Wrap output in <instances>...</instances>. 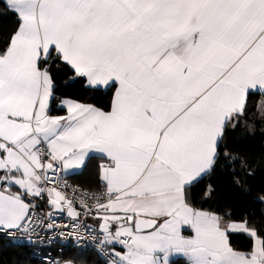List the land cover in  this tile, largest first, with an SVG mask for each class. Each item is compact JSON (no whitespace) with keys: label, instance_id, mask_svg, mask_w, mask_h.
I'll return each instance as SVG.
<instances>
[{"label":"snow or ice","instance_id":"6c2138e0","mask_svg":"<svg viewBox=\"0 0 264 264\" xmlns=\"http://www.w3.org/2000/svg\"><path fill=\"white\" fill-rule=\"evenodd\" d=\"M6 7L17 23L0 32V234L32 245L38 227H57L54 212L76 221L83 211L102 221L111 264H170L173 255L188 264H264V236L246 220L189 203V189L218 164L240 160L247 169L224 141L245 117L250 93H264V0H6ZM61 64L86 86L113 90L111 110L66 99L67 115H49L52 70ZM91 152L105 161L103 193L77 197L73 189L70 198L48 186ZM234 183L243 187L242 177ZM45 195L53 212L40 218L35 201ZM230 233L249 236L251 250L234 249Z\"/></svg>","mask_w":264,"mask_h":264},{"label":"trees","instance_id":"16d2710c","mask_svg":"<svg viewBox=\"0 0 264 264\" xmlns=\"http://www.w3.org/2000/svg\"><path fill=\"white\" fill-rule=\"evenodd\" d=\"M17 23L15 14L10 12L6 3L0 0V32H11ZM55 82L54 96L51 101L50 112H62L56 107L62 98H70L93 104L103 110L111 105V89L90 88L86 86L84 78L75 77L70 67L61 64L59 68L53 66ZM264 94L252 92L248 96L246 115L234 130H229L224 143L228 150L247 162V169L240 166L237 160L231 166L218 164L211 174L204 175L189 189V201L196 209L207 210L232 221L246 220L249 227L264 236ZM251 172V175L247 174ZM97 172L94 166L87 162L84 169L71 178V181L82 187L90 184V191H98ZM242 177L243 187L234 183L237 177ZM212 192L205 197L208 187ZM88 189V188H87ZM230 243L238 251L248 252L252 247V239L246 234L230 233ZM27 244H16L0 236V264H45L29 255ZM63 259H74L83 264H106L95 252L78 250L72 247L64 248Z\"/></svg>","mask_w":264,"mask_h":264},{"label":"built area","instance_id":"2783aa9c","mask_svg":"<svg viewBox=\"0 0 264 264\" xmlns=\"http://www.w3.org/2000/svg\"><path fill=\"white\" fill-rule=\"evenodd\" d=\"M49 175H51V173H49ZM65 183L68 185L67 188H65ZM53 184L57 185L62 191H64V194L70 198L73 196V189L80 190L76 193L77 197L81 195V192H86L90 195H100L105 191V189H102L96 192H89L77 187L71 182L64 171H58L55 177H53L52 184H49L48 186L51 187ZM38 201L40 202L37 203L39 207L35 209V212L38 217L46 218L47 213L53 212V209L47 203V195ZM88 202L90 204L93 203L91 200ZM77 210L81 211L79 208ZM53 218L57 227L53 230L38 227L37 233L39 239L36 240L35 244H27L30 247L29 255L32 258L42 261L45 264H48L49 261L54 262V264H63L64 259L62 253L64 248L72 247L78 250L93 251L105 261H111L113 259L107 245L100 244V241L103 239V234L96 223L98 219L91 216H85L83 211H81V215L76 221L69 217L66 212H54ZM74 223L79 224L80 227L74 230L72 228ZM85 225L87 227H85ZM69 233H72V235H69ZM0 236L16 244H26L22 241L12 240L3 234H0ZM35 238L34 234L33 239Z\"/></svg>","mask_w":264,"mask_h":264},{"label":"crops","instance_id":"0c3cea01","mask_svg":"<svg viewBox=\"0 0 264 264\" xmlns=\"http://www.w3.org/2000/svg\"><path fill=\"white\" fill-rule=\"evenodd\" d=\"M3 1L6 3V0H3ZM90 88H96V87H90ZM102 89H104V88H102ZM255 92H259V93H261V94H264V93H262V92L259 91V90L255 91ZM66 99H70V98H62V99H60V100L58 101L56 107H59V108H62V109H63V111H62V112H59V113H57V112L51 113V112H50L51 101H52V99H51L50 104H49L48 114H49V115H52V116H57V115H67L66 108L63 107L62 104H61V102H62L63 100H66ZM71 100L76 101V102H79V103H83V104H90V103H86V102L77 101V100H74V99H71ZM92 105H93V104H92ZM94 106H95V105H94ZM96 107H97V106H96ZM98 108H99V107H98ZM102 110H103V109H102ZM110 110H111V105H110V107H109L108 110H104V111H110ZM88 161H90V163H91V164L94 166V168H95V172H97V173H96V174H97V181H98V184H99V186H100V189H99L98 191H100V190H102V189H105L104 182H103L102 180H100V178H99V165H100L101 163H104L105 161L102 159V157H101V155H100L99 153H95V152H91V153H89V155H88V157H86V159H85V163H84V165H83L82 167L77 168V169H70V170L64 171L65 174H66L67 177H69V179L71 180V178H73V176H75L76 174H79V173L84 169V167H85V165L87 164ZM71 182H72V181H71ZM72 183H73V182H72ZM73 184H74V183H73ZM74 185L77 186V187H80V186H78V185H76V184H74ZM80 188H82V187H80ZM87 188H88V189H87ZM89 188H90V184H89V185H86V188L84 187V188H82V189H84V190H86V191H89V192H94V191H90ZM16 190H17L16 188H13V189H12V191H16ZM95 192H96V191H95ZM47 199H48V198H47ZM35 203H40V202L37 200V201H35ZM189 203H190V201H189ZM190 204H191V203H190ZM191 206H192V205H191ZM192 207H193V206H192ZM198 210H201V211H207V210H202V209H198ZM65 212H66V211H65ZM207 212H210V211H207ZM56 213H60V212H56ZM211 213H212V212H211ZM101 222H102V221H99V220L96 221V223H97V225H98L99 228H100V223H101ZM236 222H240V221H236ZM113 227H115V226H113ZM183 234H184L185 236H191L193 233H192V231H191L190 228H186V230L183 232ZM107 247H108V249L110 250V252H112V248H111V246H108V245H107ZM116 251H126V250H123V249L121 248V246L117 245V246H116ZM67 261H71L72 264H83V263H77L76 261H74V259H66V260H64L63 264H65V262H67ZM105 262H106V264H111V261H105ZM170 264H188V260H187V257H184V256H182V255H173V256L170 257Z\"/></svg>","mask_w":264,"mask_h":264},{"label":"rangeland","instance_id":"374dc122","mask_svg":"<svg viewBox=\"0 0 264 264\" xmlns=\"http://www.w3.org/2000/svg\"><path fill=\"white\" fill-rule=\"evenodd\" d=\"M264 111V106H262L261 108H260V112H263ZM264 113V112H263Z\"/></svg>","mask_w":264,"mask_h":264}]
</instances>
